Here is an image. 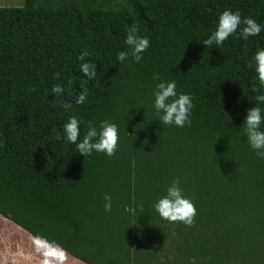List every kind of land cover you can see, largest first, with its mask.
<instances>
[{
    "label": "trees",
    "instance_id": "16d2710c",
    "mask_svg": "<svg viewBox=\"0 0 264 264\" xmlns=\"http://www.w3.org/2000/svg\"><path fill=\"white\" fill-rule=\"evenodd\" d=\"M225 10L254 19L261 33L245 41L238 29L223 45L205 47ZM133 24L150 41L139 63L125 44ZM258 50L264 0L0 7V215L86 264H264V158L243 127L249 109L264 115L255 100L264 94ZM122 51L129 55L120 62ZM85 61L96 66L95 80L80 71ZM172 81L178 95L192 98L191 124L182 128L162 124L154 107L156 86ZM55 85L64 88L61 97ZM84 90L87 99L77 104ZM73 116L81 139L89 124L98 131L105 120L115 124V155L84 157L55 140L51 130L63 137ZM177 179L196 208L192 227L155 210Z\"/></svg>",
    "mask_w": 264,
    "mask_h": 264
},
{
    "label": "clouds",
    "instance_id": "9594fccd",
    "mask_svg": "<svg viewBox=\"0 0 264 264\" xmlns=\"http://www.w3.org/2000/svg\"><path fill=\"white\" fill-rule=\"evenodd\" d=\"M241 25L243 28L241 29ZM240 30V36L247 41L249 37L258 36L261 31V25H259L252 18H243L241 13L236 11L235 13L230 10H225L220 14L218 25L216 30L211 36L203 41L205 47H211L213 44L220 46L232 35ZM140 29L139 26L133 24L127 29V36L125 44L131 49V56L139 63L142 59V53H144L150 46V41L147 37H141L138 35ZM88 54L82 53L80 59L85 60ZM128 52H120L118 54V60L123 62L128 58ZM255 63V72L257 74L258 82L260 86H264V50H258L253 57ZM249 67H252L250 64ZM80 71L88 77L89 80H95L97 76L96 66L89 62H84L81 65ZM56 79H59V73L56 74ZM154 79L160 80V76L157 74ZM74 83L73 80H69L68 84L71 86ZM253 92H259V88L256 86V81L252 82ZM53 95L61 97L64 94V88L60 85H55L52 88ZM154 107L157 113H163L160 117L162 124L175 125L177 127H184L185 124H191L189 119L190 110L193 107L192 98L188 94H177L176 83L161 82L156 86L154 91ZM87 99V90L81 92L76 99L77 104H84ZM255 100L264 104V94H258L255 96ZM65 108H70L71 104H63ZM264 123V115H262L261 108L256 106L248 110L244 131L248 139L250 147L256 151L257 155L264 158V131H261V124ZM54 134L55 140L64 139L71 144H75L77 152L84 157L89 156L94 151L98 153H105L108 157L115 155L117 144L119 140L118 128L115 124L105 120L101 122L99 131L94 125L89 124L83 138L81 139L80 124L75 116L63 126V137L56 130H51ZM180 181L177 179L167 189V195L159 199L155 204V210L159 216L171 223H183L187 227H192L195 222L196 208L195 205L182 195V189L180 188ZM104 209L106 212L112 211V199L110 195H105ZM129 209L125 208V211ZM135 250V249H134Z\"/></svg>",
    "mask_w": 264,
    "mask_h": 264
},
{
    "label": "rangeland",
    "instance_id": "374dc122",
    "mask_svg": "<svg viewBox=\"0 0 264 264\" xmlns=\"http://www.w3.org/2000/svg\"><path fill=\"white\" fill-rule=\"evenodd\" d=\"M24 3L25 0H0V7H22ZM5 225L14 227L0 218V264H86L30 234L22 233L23 238L13 236Z\"/></svg>",
    "mask_w": 264,
    "mask_h": 264
},
{
    "label": "crops",
    "instance_id": "0c3cea01",
    "mask_svg": "<svg viewBox=\"0 0 264 264\" xmlns=\"http://www.w3.org/2000/svg\"><path fill=\"white\" fill-rule=\"evenodd\" d=\"M0 218L4 219L5 221H8L10 222L14 227H10L9 225H5V228L8 229V232H10L13 236H17V237H21L23 238L22 236V233H27V234H30L29 232H27L26 230H24L23 228L19 227L18 225H16L15 223L11 222L10 220L4 218L2 215H0ZM30 236H32L30 234ZM33 237V236H32ZM34 238V237H33ZM47 245V244H46ZM55 248V247H54ZM59 249V248H57ZM61 250V249H60ZM63 251V250H62ZM74 258V257H73ZM76 259V258H74ZM78 260V259H77Z\"/></svg>",
    "mask_w": 264,
    "mask_h": 264
}]
</instances>
